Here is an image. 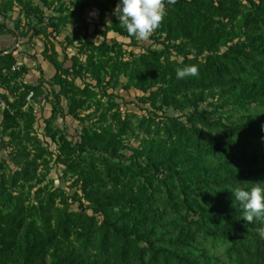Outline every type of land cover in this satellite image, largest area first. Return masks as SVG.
Returning a JSON list of instances; mask_svg holds the SVG:
<instances>
[{
  "label": "trees",
  "instance_id": "1",
  "mask_svg": "<svg viewBox=\"0 0 264 264\" xmlns=\"http://www.w3.org/2000/svg\"><path fill=\"white\" fill-rule=\"evenodd\" d=\"M119 2L73 3L81 14L96 9L101 20L108 13L114 22L102 31L100 21L92 34L86 29L69 39L82 49L63 69L49 29L60 33L70 15L44 18L36 0L1 1L4 14L19 10L47 22L23 36L50 43L43 55L56 70L51 84L82 127L76 142L50 131L54 108L43 127L59 137L49 151L35 134L38 115L23 111L30 92L44 94L45 82L11 86L27 69L13 73L15 53L0 52V79L13 97H2L9 106L3 128L14 138L9 143L31 146L16 151L23 169L6 177L0 163V264H264V218L245 221L231 193L264 186V0H176L149 37L157 48L140 54L108 39L109 32L130 35L114 15ZM4 34L17 37L0 23ZM185 66L198 74L177 79ZM120 75L123 88L140 92L153 114L122 108L110 93ZM216 91L232 94L244 117L226 123L201 110ZM172 107L193 110L167 117L163 111ZM20 121L24 137L16 131ZM136 131L146 139L127 160L126 138ZM52 162L70 177L72 195L48 183Z\"/></svg>",
  "mask_w": 264,
  "mask_h": 264
},
{
  "label": "rangeland",
  "instance_id": "2",
  "mask_svg": "<svg viewBox=\"0 0 264 264\" xmlns=\"http://www.w3.org/2000/svg\"><path fill=\"white\" fill-rule=\"evenodd\" d=\"M1 1L2 0H0V23L5 24L9 29L13 30L17 34L21 52L26 55L28 63L30 65H38V68H33L31 71L36 70V72H38L37 75L39 79H42L45 82V90L43 91L44 94L37 98L33 95L30 102L26 101L28 105L23 109V111H27L29 107L34 109L38 115V122L35 126V134L40 135L45 147L49 151H56L59 137L54 140L47 131H44L43 128L45 126L46 119L51 116L54 108H57L59 113L56 119L53 120L52 125L50 126V131L53 132L55 129H58L61 132V135H64L69 140L76 142L79 138L82 126L74 117L67 115L68 102L65 99L60 101L58 100L55 88L51 84V79L55 75L56 70L52 66L51 62L48 60L45 61L43 58L45 46L47 45L49 47L50 43L48 44V40L44 36L36 38L33 43H28L29 38L23 36L24 34L32 33L31 27H40L45 25L47 22L45 21V24H43L36 17L28 18L26 16L19 15V10L4 14ZM39 1L40 0H36V3H39ZM47 2L50 5V8H46L43 4H41V2L39 3L44 11V18L50 15H70V22L60 31V33L55 34L53 29H49V33H51V37L49 39L52 40L58 50L61 66L63 69H68L71 65V58L76 54H79L82 49L79 42L70 43L69 39H74L76 34L84 35L86 29H88L89 33L92 34L96 25H98L100 21H102V24L98 25L99 29L106 31L105 24L111 26L114 22V16L105 13L104 20H101L100 11L96 9L86 10L84 14H81L78 10L75 11L78 5L74 6L73 3L76 2V0H47ZM108 39L111 43L123 44L124 50L129 53L133 52L140 54L147 51L149 48H157L156 45L152 44L149 38L147 40H143L132 35L123 36L117 31L109 32ZM26 71L27 70L22 71V76L25 75L24 72ZM28 81V83L23 85L37 84V81H35L32 77H30ZM126 81L127 80L124 75H120L115 82V87L110 90V93L116 94L122 108L139 116L146 115L148 113L153 114L155 109L152 108L150 104H145L139 99L142 96L140 92L136 90L129 91L123 88ZM78 82L81 83V81ZM3 96L6 97V99L8 98L6 95L1 94V99L5 103L6 108L0 109V163H5V168L2 174H5V176L8 177L13 174L15 170L23 169L26 163L23 158H15L17 155L16 151L22 150L23 147H27L28 150H30L31 146L26 143V141L22 143L23 146L9 143L10 141H13L14 138L10 135V132H6L3 128L4 112L9 108L7 102L3 100ZM231 97L232 94H224L222 91H216L212 96H207V101L200 105V109L215 113V117H217V119H222L226 123L239 120L241 117H244V112L233 106ZM93 110L94 107L91 105L89 113H92ZM191 110L193 109L188 107H172L170 109H164L163 113L167 117H182ZM159 114L161 115L162 113ZM81 115L84 114L82 113ZM19 126L20 127L17 128L16 131L21 137H24L23 123L21 121L19 122ZM145 139L146 137L137 131L129 135L126 138V143L129 145V148L123 152V156L127 160H130L132 157L131 149L133 147L138 148L140 145L144 144ZM48 179V183L53 184L55 188H61L70 195L75 192V190L70 187V177H65L63 175V168L55 164V162L51 163V169L48 172ZM23 191L25 198L31 196L29 188L25 187ZM79 205L80 203L77 202L73 207L77 208ZM222 252L223 249L221 247L215 250V253L219 256H222Z\"/></svg>",
  "mask_w": 264,
  "mask_h": 264
},
{
  "label": "clouds",
  "instance_id": "3",
  "mask_svg": "<svg viewBox=\"0 0 264 264\" xmlns=\"http://www.w3.org/2000/svg\"><path fill=\"white\" fill-rule=\"evenodd\" d=\"M176 0H120L114 9V15L127 32L138 39L147 40L160 26L167 15L166 5H174ZM196 66H185L176 71L177 79L196 76ZM239 201L244 220L252 223L254 218H264V186L254 183L251 188L237 186L231 190Z\"/></svg>",
  "mask_w": 264,
  "mask_h": 264
},
{
  "label": "crops",
  "instance_id": "4",
  "mask_svg": "<svg viewBox=\"0 0 264 264\" xmlns=\"http://www.w3.org/2000/svg\"><path fill=\"white\" fill-rule=\"evenodd\" d=\"M19 39L16 36L10 34H4L0 36V52H3L4 55L8 54L9 52H14L16 57V65L17 68L26 67L27 71L24 72V76H20L16 79V81L11 83V86H22L25 83H28V79L32 77L35 81H39V77L37 75L38 72L36 70L31 71L33 68H38V65H30L28 60L26 59V55L21 52V47L19 46ZM45 50V49H44ZM44 58V57H43ZM45 60V58H44ZM46 61V60H45ZM13 72V71H12ZM28 72V73H27ZM14 73V72H13ZM27 73V74H26ZM4 78L0 79V97L2 95H6L9 100H13L12 95L9 92L8 85H3ZM2 100V99H1Z\"/></svg>",
  "mask_w": 264,
  "mask_h": 264
},
{
  "label": "built area",
  "instance_id": "5",
  "mask_svg": "<svg viewBox=\"0 0 264 264\" xmlns=\"http://www.w3.org/2000/svg\"><path fill=\"white\" fill-rule=\"evenodd\" d=\"M18 70V68H17V66H14L13 68H12V71L13 72H16ZM6 74V73H5ZM33 93L31 92L28 96H27V98H26V101H28V102H30L31 100H32V97H33ZM28 105V104H27ZM26 105V106H27ZM1 108H6V105H5V103L1 100V97H0V109Z\"/></svg>",
  "mask_w": 264,
  "mask_h": 264
}]
</instances>
